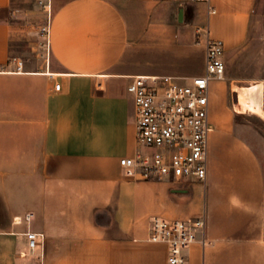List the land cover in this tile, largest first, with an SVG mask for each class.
<instances>
[{
    "label": "crops",
    "instance_id": "crops-1",
    "mask_svg": "<svg viewBox=\"0 0 264 264\" xmlns=\"http://www.w3.org/2000/svg\"><path fill=\"white\" fill-rule=\"evenodd\" d=\"M17 2L0 0V264H168L150 219L199 215L206 243L185 264H264V138L215 95L204 182L135 180L119 166L139 151L131 78L203 75L204 28L235 50L255 0H210L213 14L191 0H50L48 48L43 20L25 58L2 16Z\"/></svg>",
    "mask_w": 264,
    "mask_h": 264
},
{
    "label": "built area",
    "instance_id": "built-area-1",
    "mask_svg": "<svg viewBox=\"0 0 264 264\" xmlns=\"http://www.w3.org/2000/svg\"><path fill=\"white\" fill-rule=\"evenodd\" d=\"M136 1V0H124ZM203 3L207 13L215 10L210 0ZM41 2H39L40 4ZM50 15V0L42 5ZM48 48V19L44 28ZM205 37V73L190 78L175 76H134L127 85L135 107L136 143L139 151L119 159L125 176L144 181L204 182L207 172L209 122V84L224 80L225 63L222 41L211 38L207 27ZM17 68L22 61H16ZM60 84H55L58 90ZM258 89V88H256ZM32 214H26L28 220ZM20 221V218H15ZM205 218L166 219L153 216L149 222L148 241L166 248L168 264H185V250L198 240L204 245ZM37 233L28 231V247L33 249ZM42 236L41 234H39Z\"/></svg>",
    "mask_w": 264,
    "mask_h": 264
},
{
    "label": "rangeland",
    "instance_id": "rangeland-1",
    "mask_svg": "<svg viewBox=\"0 0 264 264\" xmlns=\"http://www.w3.org/2000/svg\"><path fill=\"white\" fill-rule=\"evenodd\" d=\"M16 4L19 9L14 14L2 16L18 27L15 50L25 58L32 54V43L39 37L37 25L47 21L48 15L39 3L18 0ZM224 63V80L210 81L209 99L215 95V103L223 105L236 123L251 127L264 138V0H255L247 38L235 50L225 52ZM254 84L258 89L246 91ZM250 100L259 105L260 111L251 113L243 108ZM237 101L242 105L240 111L236 110Z\"/></svg>",
    "mask_w": 264,
    "mask_h": 264
},
{
    "label": "bare ground",
    "instance_id": "bare-ground-1",
    "mask_svg": "<svg viewBox=\"0 0 264 264\" xmlns=\"http://www.w3.org/2000/svg\"><path fill=\"white\" fill-rule=\"evenodd\" d=\"M257 85V84H256ZM255 84L254 85H252V86H247L246 87V91H248V92H250V93H252L256 88H257V86H256ZM244 90H245V88H244ZM248 102V101H247ZM245 103V105H244V108L245 107H247L248 108V112H251V113H256V112H258V111H260V107H259V105L256 103V102H254L253 100L251 101L250 100V102L251 103ZM237 103V105H236V110L237 111H240V109L242 108V105L241 104H239V102L237 101L236 102Z\"/></svg>",
    "mask_w": 264,
    "mask_h": 264
},
{
    "label": "water",
    "instance_id": "water-1",
    "mask_svg": "<svg viewBox=\"0 0 264 264\" xmlns=\"http://www.w3.org/2000/svg\"><path fill=\"white\" fill-rule=\"evenodd\" d=\"M178 17H179V20H181V17H182V15H181V9H179V15H178Z\"/></svg>",
    "mask_w": 264,
    "mask_h": 264
}]
</instances>
